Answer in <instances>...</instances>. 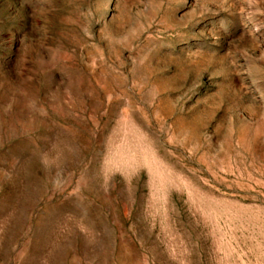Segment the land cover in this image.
<instances>
[{
	"label": "rangeland",
	"instance_id": "obj_1",
	"mask_svg": "<svg viewBox=\"0 0 264 264\" xmlns=\"http://www.w3.org/2000/svg\"><path fill=\"white\" fill-rule=\"evenodd\" d=\"M0 264H264V0H0Z\"/></svg>",
	"mask_w": 264,
	"mask_h": 264
}]
</instances>
